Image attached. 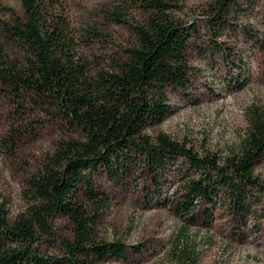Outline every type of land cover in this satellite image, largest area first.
<instances>
[{"label": "trees", "instance_id": "trees-1", "mask_svg": "<svg viewBox=\"0 0 264 264\" xmlns=\"http://www.w3.org/2000/svg\"><path fill=\"white\" fill-rule=\"evenodd\" d=\"M19 2L22 13L7 8L0 23V94L13 100L26 125L12 126L1 143L8 147L25 136L38 123L37 113L79 136L57 140L28 178L33 202L25 212L10 222L0 205V264H110L125 259L121 240L100 239L95 231L109 204L96 185L98 172L116 185L130 177L142 181L161 197L170 177L177 179L178 188L167 201L186 223L195 221L200 205L206 217L220 204L236 218L249 213L256 201L253 191L264 193L254 175L264 155V117L258 108L249 113L251 128L238 150L222 160L199 155L168 134L151 137L145 132L172 112L167 90L189 88L187 55L199 30L195 21L176 16L178 4L114 0L105 16L127 24L135 43L125 48L124 57L93 69L79 53L84 38L71 26L62 0ZM238 2L209 4L205 14L212 49L220 45L214 39L220 35L218 27H227ZM136 11L142 20L131 23L126 16ZM56 214L69 219L72 238L61 241V254L42 253L41 238H54L50 221Z\"/></svg>", "mask_w": 264, "mask_h": 264}, {"label": "rangeland", "instance_id": "rangeland-1", "mask_svg": "<svg viewBox=\"0 0 264 264\" xmlns=\"http://www.w3.org/2000/svg\"><path fill=\"white\" fill-rule=\"evenodd\" d=\"M62 1L71 26L84 38L79 53L91 68L124 57L125 48L135 43L127 24L105 16L116 4L114 0ZM166 1L180 6L176 16L195 21L199 30L195 45L200 47L193 45L188 51L189 88H169L166 93L172 112L145 132L151 137L168 134L199 155L215 154L222 160L238 150L251 128V109L258 108L264 117V0H239L227 27H218L220 35L214 39L220 45L214 49L205 14L213 0ZM7 8L22 13L19 0H0V23ZM126 18L135 23L142 20V14L136 11ZM20 117L13 100L0 94V205L6 208L10 222L32 204L27 181L44 156L60 138L79 136L50 116L37 113L36 126L4 147L1 139L8 129L26 125ZM254 175L264 184V155L256 163ZM95 182L109 198L95 226L96 234L109 242L121 240L126 247L125 259L110 264H264V193L253 191L256 201L247 215L236 218L220 204L212 217H206L200 205L195 221L186 223L168 205V198L178 188L173 177L164 189L165 198L131 177L116 185L98 172ZM50 224L54 238L43 236L39 250L61 254V241L72 238V224L61 214L53 216Z\"/></svg>", "mask_w": 264, "mask_h": 264}]
</instances>
